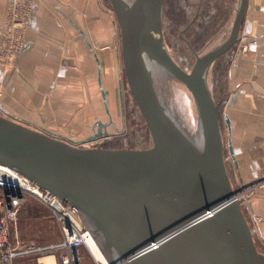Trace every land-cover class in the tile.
Masks as SVG:
<instances>
[{
    "label": "water",
    "instance_id": "water-1",
    "mask_svg": "<svg viewBox=\"0 0 264 264\" xmlns=\"http://www.w3.org/2000/svg\"><path fill=\"white\" fill-rule=\"evenodd\" d=\"M109 2L125 82L151 144L106 146L112 121H97L96 132L79 142L0 113V165L75 206L108 264H264L242 196L259 180L232 184L208 79L213 64L240 38L247 0L237 1L224 40L196 54L189 70L168 51L163 0ZM169 81L189 91L193 125L165 95ZM98 84L109 113L100 71ZM229 151L234 157L230 142Z\"/></svg>",
    "mask_w": 264,
    "mask_h": 264
},
{
    "label": "crops",
    "instance_id": "crops-1",
    "mask_svg": "<svg viewBox=\"0 0 264 264\" xmlns=\"http://www.w3.org/2000/svg\"><path fill=\"white\" fill-rule=\"evenodd\" d=\"M234 1L232 17L238 0ZM8 9L9 0H0V52ZM112 17L104 0H34L22 50L6 67L0 58L3 114L79 142L92 135L96 122L102 121L94 120V102L104 106L99 71L109 113L104 109L112 115L111 60L120 88V55L117 51L112 56L109 49L112 24L114 33L117 31ZM228 31L221 36L225 38ZM245 43L247 52L241 50ZM221 57L223 67L229 65L233 108L230 114L224 113L228 152L235 168L248 170V176L253 177L254 171L264 166V0H247L240 38ZM89 125L91 134L86 131ZM238 179L242 181L243 174ZM248 202L251 214L261 217L260 222L252 221L254 237L264 244V198Z\"/></svg>",
    "mask_w": 264,
    "mask_h": 264
},
{
    "label": "rangeland",
    "instance_id": "rangeland-1",
    "mask_svg": "<svg viewBox=\"0 0 264 264\" xmlns=\"http://www.w3.org/2000/svg\"><path fill=\"white\" fill-rule=\"evenodd\" d=\"M109 5L112 18L115 15L110 6L109 0H104ZM163 34L172 58L183 68L190 69L195 61L196 54L204 53L215 45L224 40V34L227 29L230 30L232 24V5L234 0H163ZM235 12V11H234ZM5 25L2 28V45L4 38ZM112 24V39L110 44V51L112 56L119 53V67H120V88L117 84L115 64L111 60L112 72V92L109 98L110 109L112 112V119L116 124L109 126L108 131L116 137V144L119 147L127 145L131 148H145L151 144L150 132L147 124L141 115L138 107L133 104L135 102L131 92L129 91L122 69L121 48H120V33L119 26L116 21L115 28L117 31L114 33ZM229 32V31H228ZM247 42V41H246ZM244 49V50H243ZM243 52H247L248 44H244L241 48ZM0 58L6 67L10 65L13 60H7L6 56L0 52ZM114 59V58H113ZM223 57H220L211 67L209 72V84L212 90L214 100L217 104V115L221 125V132L224 143V156L226 168L234 187H241L243 184H249L256 180L258 183L248 187V192H244L245 202L243 209L246 218L252 227V221L260 222L261 217L251 214L248 201L253 198H264V166L260 165L258 170L254 171V176H248V170L238 171L228 152L227 139L229 137L227 128L224 122V113L229 114L232 109V101L229 97V87L231 81L227 78L229 74L228 67L222 65ZM9 62V63H8ZM115 73V74H114ZM167 87V89H166ZM165 88V95L171 97L173 102L176 103L179 114L193 125L195 121V107L189 91L179 82L169 81ZM122 96H120V93ZM120 102H124L121 107ZM95 103V121L100 119L108 122L109 115L105 112L102 102ZM236 107H234L235 109ZM236 110V109H235ZM0 112L3 114L5 111L0 107ZM94 121V122H95ZM88 134L92 133V126L89 125L86 130ZM86 133V134H87ZM92 145V143H85V145ZM239 174H243V180L240 181ZM13 240H18L21 244L35 242L36 244H47L56 242L60 239V231L50 209L37 201L34 198L27 199L21 206L13 230ZM254 236V234H253ZM256 236L254 237V239ZM256 246L259 251L264 253V244L255 239ZM87 259L91 262L88 255ZM29 260L20 258L18 264H28Z\"/></svg>",
    "mask_w": 264,
    "mask_h": 264
},
{
    "label": "built area",
    "instance_id": "built-area-1",
    "mask_svg": "<svg viewBox=\"0 0 264 264\" xmlns=\"http://www.w3.org/2000/svg\"><path fill=\"white\" fill-rule=\"evenodd\" d=\"M33 1L9 0L2 46V53L7 60H14L24 46L23 32ZM244 192L247 193L248 189ZM30 198L50 209L59 227L58 241L21 244L18 240H13L19 210ZM89 241L94 242V237L82 222L75 206L18 171L0 165V264H18L20 258L28 259V264H108L106 258L99 259L92 253ZM83 249L87 251L91 262ZM46 257H51L52 260H46Z\"/></svg>",
    "mask_w": 264,
    "mask_h": 264
},
{
    "label": "flooded vegetation",
    "instance_id": "flooded-vegetation-1",
    "mask_svg": "<svg viewBox=\"0 0 264 264\" xmlns=\"http://www.w3.org/2000/svg\"><path fill=\"white\" fill-rule=\"evenodd\" d=\"M121 96H122V95H121ZM132 103L136 105L135 102H132ZM123 104H124V102H120L121 107H123ZM136 106H137V105H136ZM108 120H109L108 122L112 121V124H110L109 126H114V127H115L116 124L114 123V121H113L111 115H109V119H108ZM109 126H108V127H109ZM108 127H107V130H108ZM95 132H96V130H95ZM95 132H93V134H94ZM108 132H109V131H108ZM116 137H117V136H114V135L111 134V132H109V138H110V141H108L105 145L108 146V147H119V146L115 143V142H116V140H115ZM98 140H100V138H96L93 142L96 143V142H98ZM124 146H127V145H124Z\"/></svg>",
    "mask_w": 264,
    "mask_h": 264
},
{
    "label": "bare ground",
    "instance_id": "bare-ground-1",
    "mask_svg": "<svg viewBox=\"0 0 264 264\" xmlns=\"http://www.w3.org/2000/svg\"><path fill=\"white\" fill-rule=\"evenodd\" d=\"M89 246L90 249L92 251V253L99 259L105 260V256L103 254V252L101 251L100 247L98 246V244L96 243V241L92 242L89 241ZM46 260H52L51 257H46Z\"/></svg>",
    "mask_w": 264,
    "mask_h": 264
}]
</instances>
